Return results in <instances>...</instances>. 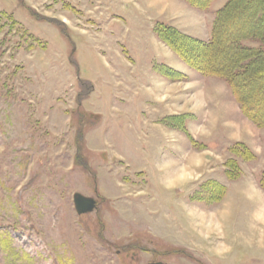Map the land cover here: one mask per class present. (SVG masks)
<instances>
[{"label":"rangeland","instance_id":"1","mask_svg":"<svg viewBox=\"0 0 264 264\" xmlns=\"http://www.w3.org/2000/svg\"><path fill=\"white\" fill-rule=\"evenodd\" d=\"M160 5L0 0V264H264V129L244 118L235 127L228 86L159 42L169 14ZM198 26L187 33L207 42L211 25ZM242 30L231 24L226 43ZM161 65L190 81L167 83ZM79 81L92 86L80 106ZM187 111L201 114L189 125L199 143L170 128ZM238 139L254 160L230 153ZM203 144L206 154L182 164ZM76 193L96 210L78 215Z\"/></svg>","mask_w":264,"mask_h":264},{"label":"trees","instance_id":"2","mask_svg":"<svg viewBox=\"0 0 264 264\" xmlns=\"http://www.w3.org/2000/svg\"><path fill=\"white\" fill-rule=\"evenodd\" d=\"M184 1L201 11H207L213 0ZM247 13L253 16L252 20L246 24L242 20L239 21V18H245L244 15ZM231 24H235L237 28L242 27L243 30L237 32L226 43L223 36ZM155 33L180 60L200 75L223 80L228 85L242 115L258 129H264V93L258 94V90L264 88V0H227L215 13L212 35L208 42L190 38L163 24H157ZM220 55H226L224 63L214 64ZM85 84L88 87L85 88ZM79 87L82 92L77 96V103L92 90V86L83 81H79ZM179 127L185 132L182 124ZM234 148L240 149L241 152L233 153ZM229 151L244 161L255 159V155L242 143H235ZM224 168L229 181L237 178L238 175H235L237 167L232 169L226 162ZM259 185L264 191V172L259 179ZM207 186L217 187L222 192L225 190L224 186L214 181L208 182Z\"/></svg>","mask_w":264,"mask_h":264},{"label":"crops","instance_id":"3","mask_svg":"<svg viewBox=\"0 0 264 264\" xmlns=\"http://www.w3.org/2000/svg\"><path fill=\"white\" fill-rule=\"evenodd\" d=\"M154 3L155 2H159V3H166L167 4V6L166 5H160L161 7H165V8H167V9H165L169 14H168V19H167V23L166 24H169V25H166V24H163V25H166V26H170V27H173V28H175L176 30H178L181 34H183V35H185V36H188V37H190V38H193V39H196V40H198V41H201V42H205V41H202V40H200V39H197V38H195V37H192V36H190V34H188L187 33V31L186 30H188V29H190V30H194L195 29V27L196 26H198V25H203L204 26V28H207V25H208V23L211 25V28H212V25H213V21H214V18H215V13L220 9H218L217 11H215L214 12V15H213V17L208 13L209 12V10H210V7H211V4H210V6H209V8L207 9V11H201V10H199V9H197V8H195V7H192V6H190L186 1H184V0H152ZM183 1V2H182ZM214 1V0H213ZM212 1V2H213ZM227 2V0L225 1V3ZM184 3V4H183ZM224 3V4H225ZM224 6V5H223ZM222 6V7H223ZM221 7V8H222ZM190 8L191 9H195V10H197V11H199V13H202V14H199L196 18H195V20H193L192 21V23H190V22H188V20L186 19V16H188L189 14H190ZM176 9V10H175ZM181 10V11H183V13H180V12H178L177 13V10ZM204 14H208V15H210V17L209 16H204ZM198 23H200V24H198ZM161 24V23H160ZM202 26V27H203ZM198 30H199V26L194 30V32H198ZM158 39V38H157ZM211 39V38H210ZM209 39V40H210ZM159 40V39H158ZM208 40V41H209ZM207 41V42H208ZM159 42L162 44V45H164L160 40H159ZM165 46V45H164ZM173 52V51H172ZM174 53V52H173ZM175 54V53H174ZM177 57V56H176ZM178 58V57H177ZM179 59V58H178ZM180 60V59H179ZM182 63H184L182 60H180ZM185 65H187L186 63H184ZM188 66V65H187ZM189 67V66H188ZM189 69H191V70H193L194 72H196L197 74H195L197 77H209V76H202V75H200L195 69H193V68H191V67H189ZM160 71H159V73L162 75V77L167 81V83H169V84H181V83H183V85L184 84H187L189 81H190V79H189V77L187 76V75H185V74H183V73H181V72H178V71H176V70H174L173 68H170V67H168V66H166V65H161L160 66V69H159ZM212 78H214V77H212ZM215 79H218V78H215ZM219 80H221V79H219ZM223 81V80H222ZM224 82V81H223ZM225 83V82H224ZM226 84V83H225ZM227 85V84H226ZM228 86V85H227ZM222 87V86H221ZM222 88H224V87H222ZM229 88V87H228ZM202 90L200 91L201 93L200 94H202V96L200 97L201 98V102L203 103V109L205 108L206 109V107H205V104H207V103H209L211 100H212V98H209L208 99V97L205 95V89H203V88H201ZM225 89V88H224ZM230 90V89H229ZM191 92H194V91H191ZM234 99V98H233ZM234 101H235V99H234ZM235 103H236V105H237V107L238 108H236L233 104H228L230 107L231 106H233V107H235V109H236V112H235V115H234V120H235V123H234V125H235V127H237V128H242V126H243V124L244 123H247V122H244V117L242 116V113H241V111H240V108H239V106H238V104H237V102L235 101ZM199 109H200V107H199ZM238 109H239V112H238ZM205 114V113H204ZM201 114H198V113H196V112H194V111H187V112H183L181 115H179V116H171V120H173V124H172V121H171V127L170 128H172V129H174V130H177V131H179V132H182L186 137H187V139L188 140H190L191 141V143L194 141V142H198L197 140H195V136H193L192 134H191V131H190V129H189V125L190 124H193V125H195V124H198L199 122L197 121V119H198V117L200 116ZM169 117V116H168ZM203 117V119L202 120H204L205 119V117L204 116H202ZM244 118V119H243ZM247 120V119H246ZM247 121H249V120H247ZM163 122H164V120H163ZM165 122H167V121H165ZM250 122V121H249ZM250 123H252V122H250ZM165 124V123H164ZM180 124H182V126L184 127V129H185V132H183L181 129H180V127H179V125ZM253 124V123H252ZM166 125V124H165ZM166 126H168V125H166ZM198 126H199V124H198ZM253 126L254 127H256L254 124H253ZM257 128V127H256ZM251 129V128H250ZM258 129V128H257ZM251 131V130H250ZM251 133V132H250ZM240 139H238V140H235V142L236 143H240V141H239ZM199 143V142H198ZM204 148L201 150V151H195L194 149H193V146H191L189 149H187V151H185V153L182 155V157H183V159H182V164H186V163H188V161H187V159H190L191 157L194 159L195 157H199V154L201 153H204V154H206L207 153V151H206V148H205V145L203 144L202 145ZM200 154V155H201ZM172 155V154H171ZM165 164V163H164ZM225 173V172H224ZM174 178H172V180H173ZM212 180H214V182L216 181V183H219L220 184V186H222V184L220 183V181H217L216 179H214V178H211V179H209V180H206V181H212ZM224 188L226 189V187L224 186Z\"/></svg>","mask_w":264,"mask_h":264},{"label":"water","instance_id":"4","mask_svg":"<svg viewBox=\"0 0 264 264\" xmlns=\"http://www.w3.org/2000/svg\"><path fill=\"white\" fill-rule=\"evenodd\" d=\"M73 204L75 211L78 215L90 213L95 208V201L93 199L84 197L80 194L73 195ZM150 264H162V263H150Z\"/></svg>","mask_w":264,"mask_h":264}]
</instances>
